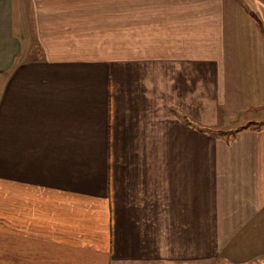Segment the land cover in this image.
I'll list each match as a JSON object with an SVG mask.
<instances>
[{
  "label": "crops",
  "instance_id": "crops-1",
  "mask_svg": "<svg viewBox=\"0 0 264 264\" xmlns=\"http://www.w3.org/2000/svg\"><path fill=\"white\" fill-rule=\"evenodd\" d=\"M264 0H0V264H264Z\"/></svg>",
  "mask_w": 264,
  "mask_h": 264
},
{
  "label": "trees",
  "instance_id": "trees-1",
  "mask_svg": "<svg viewBox=\"0 0 264 264\" xmlns=\"http://www.w3.org/2000/svg\"><path fill=\"white\" fill-rule=\"evenodd\" d=\"M263 125H264V123H262V124H252L249 127H253L254 129H257V128L263 126Z\"/></svg>",
  "mask_w": 264,
  "mask_h": 264
}]
</instances>
